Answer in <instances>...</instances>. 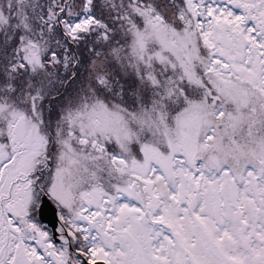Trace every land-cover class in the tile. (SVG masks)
I'll use <instances>...</instances> for the list:
<instances>
[{
	"label": "snow or ice",
	"instance_id": "1",
	"mask_svg": "<svg viewBox=\"0 0 264 264\" xmlns=\"http://www.w3.org/2000/svg\"><path fill=\"white\" fill-rule=\"evenodd\" d=\"M137 5L180 67L117 53ZM0 264H264V0H0Z\"/></svg>",
	"mask_w": 264,
	"mask_h": 264
},
{
	"label": "rangeland",
	"instance_id": "2",
	"mask_svg": "<svg viewBox=\"0 0 264 264\" xmlns=\"http://www.w3.org/2000/svg\"><path fill=\"white\" fill-rule=\"evenodd\" d=\"M123 19L127 31L121 28L117 32L119 42L117 53L119 55L126 59L131 57L132 62L141 68L144 65L152 67L159 64L161 66L175 65L180 67L183 64L182 57L185 55L187 42L181 33L172 25L167 24L161 16L153 17L150 9L137 5L133 6L129 12H126ZM93 23L94 21L92 20L81 21L76 24V30L90 28ZM29 27L34 29V23L29 22ZM86 43L91 44L92 41L88 40ZM80 51L84 52L83 47H81ZM102 51L105 50L102 49ZM27 52L29 62L33 66L39 65L40 57L44 55L43 46H40L39 54L33 50V47H28ZM190 55L195 58L197 53L192 52ZM89 59V54L85 52L84 68L95 71V68L99 67L101 62L98 61L93 65L89 63ZM109 61H115V63L111 64L113 71H124L123 68H118V65L122 62L116 60V54H113L110 49L103 63L108 64ZM37 71L39 72L41 69L37 68ZM86 77L87 73L82 72L80 80L86 81ZM232 94L238 95V91L233 89ZM18 115L23 117L25 113L20 112ZM88 115H98L102 128L111 132L113 137H122L125 133L132 130L135 124L141 123L139 118L129 116L119 108H110L107 105H97ZM188 122L192 123V120L190 119ZM20 123H22L23 128H28L31 123V117L22 120ZM29 135H31V132H29Z\"/></svg>",
	"mask_w": 264,
	"mask_h": 264
}]
</instances>
